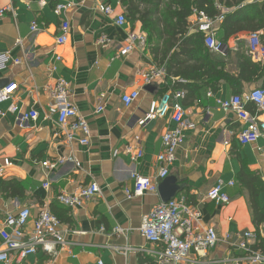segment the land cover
<instances>
[{
  "label": "crops",
  "instance_id": "obj_1",
  "mask_svg": "<svg viewBox=\"0 0 264 264\" xmlns=\"http://www.w3.org/2000/svg\"><path fill=\"white\" fill-rule=\"evenodd\" d=\"M254 2L261 4L264 0ZM105 3L113 10L112 17L124 14L118 0H0V9L5 10L0 16V52L10 51L20 60L19 65H9L0 73V89L10 82L18 86L13 100L0 105V110L14 104L18 112L38 114L35 121L25 124L18 122L17 115L0 117V168L4 160L10 163L0 180L13 183L7 193H0V228L7 215H16L24 208L30 211L29 226L40 209H48L58 217L68 246L56 247L51 253L38 251L20 264H155L141 250L158 247L149 245L139 228L143 218L162 202L158 189L164 185L165 195L174 191L171 199L184 197L201 213L202 224L212 227L219 238L213 249L191 252L186 264H249L233 261L240 256L234 245L244 233L253 235L249 240L253 247L258 244L257 237L264 242V222L258 228L254 226L248 204L250 193L239 183V173L246 169L257 175L262 189L258 202L264 213V139L239 146L236 137L245 124L233 113L222 112L219 106L231 97L260 88L261 82L221 81L215 92L198 84L200 88L187 96V82L180 84L178 78L166 76L145 85L144 76L153 66L158 67L149 50H136L126 57L118 55L127 34L141 31L139 24L127 21L123 27H116L98 9ZM58 5L66 9L57 16L54 10ZM64 21L69 24L68 38L57 46L55 38ZM32 24L36 25L35 33L31 32ZM220 25H215L214 37L222 44L223 52L213 55L224 59L225 70L236 77L240 66L236 51H248L251 32L241 31L224 39ZM263 32H258L261 37ZM261 39L264 41V37ZM18 40L20 45L16 44ZM56 56L59 62L54 60ZM260 62L264 65V58ZM51 65L57 72L49 71ZM58 77L68 84L69 101L89 125L90 137L85 146L67 141L56 124V115L48 111L50 98L44 87ZM146 87L151 91H145ZM169 90L184 92L180 100L184 119L194 128L185 131L168 175L158 181L157 195L127 200L123 189L132 187V174L156 179V156L162 150L161 136L171 126L170 119L166 116L142 128L137 120L151 100ZM135 91L139 92L138 98L125 106L122 96ZM98 107L102 111L97 112ZM246 109L254 111L251 104ZM260 120L264 121V116ZM135 137H139L143 152L136 163L125 154L127 146L136 144ZM47 161L57 166L44 169L41 164ZM219 180L229 197L223 205L206 200L207 192ZM230 182L233 186H228ZM45 183L48 189L43 188ZM90 183L99 186V198L75 209L57 204L60 193ZM10 258V264H17Z\"/></svg>",
  "mask_w": 264,
  "mask_h": 264
},
{
  "label": "built area",
  "instance_id": "obj_2",
  "mask_svg": "<svg viewBox=\"0 0 264 264\" xmlns=\"http://www.w3.org/2000/svg\"><path fill=\"white\" fill-rule=\"evenodd\" d=\"M254 2V0H251ZM66 7L58 5L54 13L58 16ZM102 14L110 18L113 25L118 28L127 24L124 14L112 17L113 10L108 4L98 6ZM218 14L211 18L204 12H194L193 21L190 22V29L201 34L203 45L211 54H222L223 46L214 37L215 25L222 23L227 9L216 4ZM5 12L0 9V16ZM37 31L36 25H31V32ZM69 33V24L61 22L59 33L55 38V44L61 46L66 43ZM21 44V40L16 42ZM147 49V37L142 31H130L124 43L118 51L120 57H126L136 50L145 51ZM247 49L250 57L255 62H260L264 58V41L260 33H250L247 38ZM56 62L60 57L54 58ZM20 60L13 58L10 51L0 52V73L9 65H19ZM51 73L57 72L55 65L49 68ZM165 67L153 66L144 76L145 85H152L155 81L166 77ZM178 83L186 84V81L179 79ZM18 90L17 84L10 82L0 89V105L10 103ZM44 90L48 93L50 103L49 113L56 115V124L64 132L65 138L69 142L77 141L79 145H87L90 137V129L87 122L79 116L76 107L69 101L70 91L68 84L58 77L51 85H46ZM139 96L135 91L122 96V102L129 106ZM184 97L182 90H169L161 95L159 99L149 102L148 108L143 116L137 120V126L142 128L147 123L169 116L171 126L161 136V152L156 156L158 171L156 179L151 180L138 174L130 176L132 187L124 188L123 192L127 200L142 197L147 194L157 195L158 181H162L168 175V167L175 161V154L178 147L183 143L184 133L194 128V125L184 119V110L180 100ZM102 98V96H101ZM251 104L254 111H248L246 106ZM220 110L224 113H233L236 118L245 124V128L237 135L236 141L239 146L254 144L258 139H264V121L260 120L264 116V90L255 88L243 96H234L220 104ZM102 107L97 108V112L102 111ZM6 114L17 115L20 124H25L29 120L35 121L38 114L34 111L28 113L18 112L14 104H10L3 111L0 110V117ZM139 137H135V145L127 146L125 154L132 162H138L143 157L140 148ZM117 153L115 152L114 155ZM8 160L3 161L0 168V178L3 176V169L8 167ZM44 169H54L57 163L44 162L41 164ZM233 186V183H228ZM44 189L49 188V184H43ZM224 183L217 181L206 194V200L216 205L227 204L228 195L223 191ZM101 191L96 183L79 186L74 191L62 192L56 197L58 205L65 209H75L83 207L87 202L99 198ZM30 211L28 208L22 209L16 215H7L0 228V238L2 239L3 251H0V264H10L12 260L20 264L27 257L35 255L38 251L51 253L53 249L59 247L64 249L68 246L58 218L48 209H40L36 219L29 226ZM121 230L116 229V232ZM140 235L144 240L156 250L142 249L141 252L149 254L155 264H186L191 252L205 253L219 243V238L212 227L204 226L201 220V213L194 207L187 204L184 197L170 199L163 203H158L142 220L139 228ZM229 237L227 236L226 239ZM253 238L251 233H244L243 239L234 245L240 252L239 258L234 259L235 263L264 264V252L249 243ZM140 251V250H139ZM97 264H102L100 261Z\"/></svg>",
  "mask_w": 264,
  "mask_h": 264
},
{
  "label": "trees",
  "instance_id": "obj_3",
  "mask_svg": "<svg viewBox=\"0 0 264 264\" xmlns=\"http://www.w3.org/2000/svg\"><path fill=\"white\" fill-rule=\"evenodd\" d=\"M127 21L138 23L147 37V50L158 67H165L168 77L187 82V95L195 88L217 90L219 82H261L264 90V65L253 62L248 51L238 49L240 61L236 77L225 70L227 62L211 54L203 45L202 35L191 30L190 19L194 12H204L208 17L218 14L216 4L229 11L224 15L220 29L224 39L241 31L258 33L264 30V2L251 0H118ZM264 37V32L261 38ZM227 55H230L228 52ZM239 183L249 190V209L253 224L258 228L264 222V213L258 202L261 184L257 175L243 169ZM13 183L0 180V193L5 194ZM57 217V216H56ZM58 218V217H57ZM59 220V219H58ZM254 249L263 250L264 242L257 237Z\"/></svg>",
  "mask_w": 264,
  "mask_h": 264
},
{
  "label": "water",
  "instance_id": "obj_4",
  "mask_svg": "<svg viewBox=\"0 0 264 264\" xmlns=\"http://www.w3.org/2000/svg\"><path fill=\"white\" fill-rule=\"evenodd\" d=\"M144 90L150 92L151 91V88L150 87H146ZM164 183H166V182H164ZM165 190L166 189H165V186L164 185H161L159 187V189H158V191H159V193L161 195V199H162V202L163 203L169 201L172 198V196H173L172 194L174 192V191H172L171 193H168V194L165 195V193H164Z\"/></svg>",
  "mask_w": 264,
  "mask_h": 264
}]
</instances>
